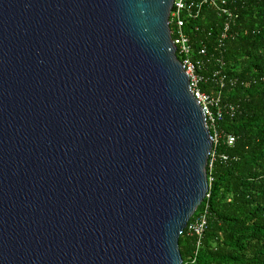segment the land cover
<instances>
[{"label":"water","instance_id":"water-1","mask_svg":"<svg viewBox=\"0 0 264 264\" xmlns=\"http://www.w3.org/2000/svg\"><path fill=\"white\" fill-rule=\"evenodd\" d=\"M176 0H0V264H184L214 148Z\"/></svg>","mask_w":264,"mask_h":264},{"label":"trees","instance_id":"trees-1","mask_svg":"<svg viewBox=\"0 0 264 264\" xmlns=\"http://www.w3.org/2000/svg\"><path fill=\"white\" fill-rule=\"evenodd\" d=\"M228 4L234 14L227 20L209 7L192 17L183 12L192 58L203 62L200 74L209 78L219 71L225 78L224 87L211 79L201 90L221 94L222 104L236 108L234 117L219 123L235 144L223 138L217 145L220 157L208 171L214 179L210 198L192 218L208 207L203 237L188 229L180 237L184 264H264V0Z\"/></svg>","mask_w":264,"mask_h":264},{"label":"built area","instance_id":"built-area-1","mask_svg":"<svg viewBox=\"0 0 264 264\" xmlns=\"http://www.w3.org/2000/svg\"><path fill=\"white\" fill-rule=\"evenodd\" d=\"M205 7L213 8L219 12V14L225 16V19L233 17V11L230 9L228 0H176L174 8L170 17V24L175 25L174 31H172L174 42L177 46V55L182 58L181 62L185 66L186 72L190 78V86L195 98L199 101L202 106L203 112L206 116L207 123L210 131H213L214 148L210 154L207 169L210 172L213 171L217 160L220 155L216 149L217 145L220 144L223 138H226L228 146L235 144L236 138L231 134H226L220 130L219 123L223 121L226 116L234 117L236 114V108L232 104H222L221 94L211 96L201 90L203 83L209 82V80L218 81L221 87L225 86V78L219 77L220 72L216 71L213 76L206 78L200 74L203 62L201 60H194L192 58L193 48L190 45V40L183 31L185 26V19L183 18V12L188 13L189 17H192L194 13L197 15L201 14ZM202 10V11H201ZM228 23V21H227ZM228 29V24L227 28ZM201 56L207 55V50L202 49L200 51ZM224 160H227L226 156H222ZM210 185L213 182V177L208 173ZM210 198V189L206 199ZM208 223V207L195 217L191 219L188 225V231L190 235L195 234L199 238L203 237L206 226Z\"/></svg>","mask_w":264,"mask_h":264}]
</instances>
